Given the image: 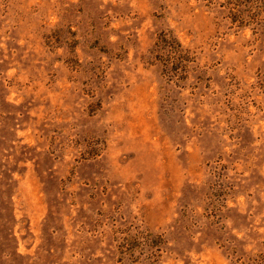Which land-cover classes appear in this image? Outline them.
<instances>
[{
    "label": "rangeland",
    "instance_id": "obj_1",
    "mask_svg": "<svg viewBox=\"0 0 264 264\" xmlns=\"http://www.w3.org/2000/svg\"><path fill=\"white\" fill-rule=\"evenodd\" d=\"M0 264H264V0H0Z\"/></svg>",
    "mask_w": 264,
    "mask_h": 264
}]
</instances>
